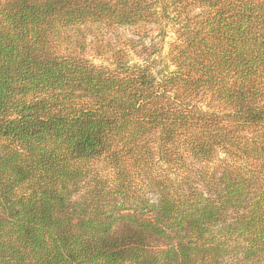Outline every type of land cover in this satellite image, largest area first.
Segmentation results:
<instances>
[{"label":"trees","instance_id":"16d2710c","mask_svg":"<svg viewBox=\"0 0 264 264\" xmlns=\"http://www.w3.org/2000/svg\"><path fill=\"white\" fill-rule=\"evenodd\" d=\"M0 264H264V0H0Z\"/></svg>","mask_w":264,"mask_h":264},{"label":"rangeland","instance_id":"374dc122","mask_svg":"<svg viewBox=\"0 0 264 264\" xmlns=\"http://www.w3.org/2000/svg\"><path fill=\"white\" fill-rule=\"evenodd\" d=\"M68 36L65 48L82 54L95 64H107L111 50L124 49L137 60H142L141 55L145 54L148 60L155 61L154 70L158 68L174 39L170 26L161 31L155 24L113 28L92 25L69 30Z\"/></svg>","mask_w":264,"mask_h":264}]
</instances>
